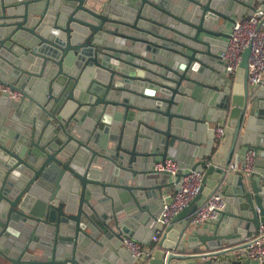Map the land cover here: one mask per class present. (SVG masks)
Segmentation results:
<instances>
[{"label":"water","instance_id":"obj_1","mask_svg":"<svg viewBox=\"0 0 264 264\" xmlns=\"http://www.w3.org/2000/svg\"><path fill=\"white\" fill-rule=\"evenodd\" d=\"M253 2L0 0V83L22 93H0L7 264H136L123 237L149 247L158 230L147 264H260L245 247L264 223V171L227 168L244 148L264 158V85L249 86L251 46L233 82L221 58ZM167 158L204 183L163 226ZM218 189L226 209L194 228Z\"/></svg>","mask_w":264,"mask_h":264},{"label":"built area","instance_id":"obj_2","mask_svg":"<svg viewBox=\"0 0 264 264\" xmlns=\"http://www.w3.org/2000/svg\"><path fill=\"white\" fill-rule=\"evenodd\" d=\"M251 46L249 58V77L248 82L251 88H259L264 85V9L259 7L254 10L253 15L243 19H237L231 28L227 48L221 52V58L226 63V74L231 80L237 73L242 61L244 50ZM0 93H7L10 97L19 100L22 93L12 89L8 84L0 83ZM217 140L225 136L224 127H216ZM258 151L255 148H248L244 155V165L236 164L232 160L227 170L230 172H242L250 174L254 171ZM206 166L210 165V160H204ZM155 169L158 172H165L170 175L171 190L163 196V207L157 217V223L163 226L171 224L174 217L182 210L190 206L202 191L204 183V172L195 169H181L177 161L167 158L159 161ZM227 207V202L216 190L201 202L191 216V223L201 225L217 218ZM163 232L158 230L152 236V243L148 248L139 240L124 236V246L130 251L135 262H142L149 259L153 252L159 247L158 243ZM247 257L264 262V223H261L257 232L247 240L245 247Z\"/></svg>","mask_w":264,"mask_h":264},{"label":"crops","instance_id":"obj_3","mask_svg":"<svg viewBox=\"0 0 264 264\" xmlns=\"http://www.w3.org/2000/svg\"><path fill=\"white\" fill-rule=\"evenodd\" d=\"M264 5V0H254L253 2V8L252 9H257L259 7H262ZM232 25L233 23H228L227 24V32L230 33L231 31V28H232ZM229 40V39H228ZM231 82H233V80H231ZM252 90H256V88H251ZM248 148H244L243 151L241 152V159L243 160L244 159V155H245V152ZM259 154V153H258ZM225 159V156H221L220 157V160H224ZM256 165L258 166V168H260L261 170L264 171V158H262L261 160H259V157H257V161H256ZM186 170V169H185ZM169 181L171 182V179H169ZM171 184L166 188V191L164 192L165 194L169 193V191L171 190ZM208 223H204L202 224L201 226H207ZM194 228H198L200 225H195L193 224L192 225ZM145 245V244H144ZM146 248H148L146 245H145ZM151 258V257H150ZM149 258V259H150ZM149 259H143L142 262H137L136 264H147V262L149 261ZM0 264H7L1 257H0Z\"/></svg>","mask_w":264,"mask_h":264},{"label":"rangeland","instance_id":"obj_4","mask_svg":"<svg viewBox=\"0 0 264 264\" xmlns=\"http://www.w3.org/2000/svg\"><path fill=\"white\" fill-rule=\"evenodd\" d=\"M0 263H2V262H0Z\"/></svg>","mask_w":264,"mask_h":264}]
</instances>
